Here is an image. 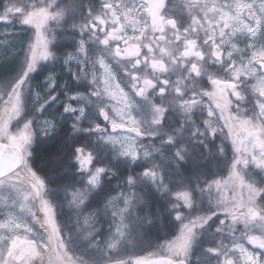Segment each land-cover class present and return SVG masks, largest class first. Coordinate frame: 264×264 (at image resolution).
<instances>
[{
	"label": "snow or ice",
	"instance_id": "snow-or-ice-1",
	"mask_svg": "<svg viewBox=\"0 0 264 264\" xmlns=\"http://www.w3.org/2000/svg\"><path fill=\"white\" fill-rule=\"evenodd\" d=\"M0 264H264V0H0Z\"/></svg>",
	"mask_w": 264,
	"mask_h": 264
}]
</instances>
